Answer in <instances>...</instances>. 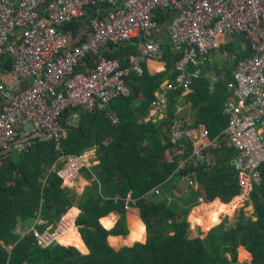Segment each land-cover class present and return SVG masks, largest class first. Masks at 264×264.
<instances>
[{
	"label": "trees",
	"instance_id": "16d2710c",
	"mask_svg": "<svg viewBox=\"0 0 264 264\" xmlns=\"http://www.w3.org/2000/svg\"><path fill=\"white\" fill-rule=\"evenodd\" d=\"M106 8L107 5L89 8L83 20L73 21L66 28L78 36L93 19L104 18ZM156 21L161 25L169 24L173 14L159 12ZM139 42L135 39L123 46L111 44L101 55L117 59L125 67L127 56L138 52ZM227 44L215 52L228 55L233 65L228 58L225 64L214 58V65L207 67V71L212 69L219 76L214 90L210 91L212 81L203 75L194 79L192 92L187 95L199 108L195 125L188 127L190 139L198 133V126L203 125L213 143L222 138L229 126L224 115L231 96L228 83L236 63L250 57L252 48L248 44L244 51L235 42ZM176 59L167 46L162 59L166 62L163 76L151 75L146 68L142 76L132 73L127 78L129 96L114 100L109 108L84 114L79 126L68 132L61 150L53 141H46L25 154L12 151L6 158L0 154V264H238L240 248L245 249L240 251L241 258L252 256L251 264H264V165L259 169L262 183L251 195L254 214L250 218L242 214L236 226L223 230L226 221L221 224V217L225 215V208L241 194L232 166L235 151L224 144L222 148L210 147L203 154L214 158L216 167L207 170L192 164L180 168V163L191 155L193 142L190 139L182 141L180 148L175 149L168 135L167 120L150 119V105L156 99L155 93L166 79L176 75L173 68ZM94 63V58L88 57L77 71H84ZM11 68L12 61L1 57L0 70ZM182 93L181 90L171 93L170 101ZM140 96H144V101L136 106L135 101ZM111 111L115 112L119 123L111 121L108 116ZM175 116V108L170 105L168 117ZM93 148L97 150L99 164L82 171L93 181L79 202L81 213L75 221L83 239L77 230L63 245L42 248L33 233L21 227L32 224L34 219L43 221L36 226L39 231L51 225L54 229L58 226L76 202L74 191L65 188L57 175L63 166L60 158L63 153L81 156ZM168 152L172 154L171 160ZM185 175H190L198 186L190 192L194 199H189V195L182 196L179 202H170L164 195L144 198L162 184L170 192L173 188L170 181L174 177L182 180ZM130 192L141 209L147 241L115 250L108 238L125 236L128 231L127 208L121 202L115 203L114 198L126 197ZM198 200L212 204H202L196 210L193 215L195 226L207 232L221 224L206 238L194 237L188 220L187 209ZM113 212L121 214V219L114 228L107 230L100 220ZM103 223L109 226L108 219ZM139 227L135 240L143 239L144 226ZM111 244L117 245L113 240ZM79 249L84 252L89 249V253L82 254Z\"/></svg>",
	"mask_w": 264,
	"mask_h": 264
},
{
	"label": "built area",
	"instance_id": "2783aa9c",
	"mask_svg": "<svg viewBox=\"0 0 264 264\" xmlns=\"http://www.w3.org/2000/svg\"><path fill=\"white\" fill-rule=\"evenodd\" d=\"M98 5H107L104 18L93 19L78 36L66 28ZM159 12L173 14L168 46L177 56L176 75L163 82L150 105V119L167 120L175 149L190 139V133L181 117H168L169 95L190 91L194 79L214 65V51L223 43L235 42L244 51L251 45L252 55L236 63L228 83L231 96L224 108L228 128L213 143L202 132L200 148H195L198 137L193 136L192 153L180 167L195 164L210 170L217 161L206 157L204 150L226 145L236 153L232 166L241 190L236 199L241 207L251 204L252 193L262 183L259 169L264 165V0H0V58L12 61L9 71L0 70V154L5 158L12 151L25 154L46 141L61 150L68 132L79 126L84 114L129 96L127 78L132 73L142 76L147 61L165 57L167 46L153 38L160 27ZM135 39L140 40L138 52L127 56L125 67L101 55L111 44L123 46ZM88 57L95 63L77 71ZM211 81L212 92L217 78ZM108 116L113 123L119 122L115 112ZM60 161L63 166L57 175L64 184H73L84 168L89 169L90 157L63 153ZM182 181L197 188L190 175ZM114 201L127 209L137 207L131 192ZM74 226L64 216L55 229L31 232L39 246L49 248Z\"/></svg>",
	"mask_w": 264,
	"mask_h": 264
},
{
	"label": "crops",
	"instance_id": "0c3cea01",
	"mask_svg": "<svg viewBox=\"0 0 264 264\" xmlns=\"http://www.w3.org/2000/svg\"><path fill=\"white\" fill-rule=\"evenodd\" d=\"M153 38L156 39L159 42L165 43V45L168 46V44L170 43V35H169V31H168V24H164V25L160 24V27L157 28L153 32ZM223 45H228V44L227 43H223L222 46H220V47H223ZM237 47L240 48L241 45L237 44ZM227 56L228 55H226L225 53H222L220 51H217V52L214 51V58H215V60L218 63L220 62L221 64H225V60L228 62V60H227L228 57ZM228 59H229L230 65H233L232 60L230 58H228ZM144 68H146V71L149 74H151V75L163 76L165 74V72H166V62L163 61L162 59L161 60H149V61H147L145 63ZM211 70L212 69H209L207 71V73H206V70H205L204 76L206 78H208L209 80H211V77H216L217 79H219V76L215 72H212ZM160 90H161V87L155 93V96H157L156 94H158ZM191 92H192V90L187 91V92H183L180 97L172 98V100L170 101V105L173 108H175V115L179 116L183 120H185L187 122V124H188V127H193L195 125L196 117H197V114H198V111H199V108L195 107L194 103L191 100H189V98H187V95L189 93H191ZM143 101H144V96H140L135 101V105L139 106L140 104H142ZM1 102L2 101L0 99V104H1ZM204 131L206 132L205 127L203 125L198 126V133L195 135V137H198L196 139V141H195V148H200L201 147L202 139H200L199 136H201L202 132H204ZM85 153L90 157V161H89L88 164H89V169L91 170V168H93V167H95V166H97L99 164V161L97 160V150H96V148H93V149H91V150H89V151H87ZM168 154H169L168 159L171 160L172 154L169 153V152H168ZM183 163H184V161H182L180 163L179 167L183 166L182 165ZM174 179H176V177H174L170 181L172 183L171 185L173 187L170 192H167L166 189H165L166 185L162 184V185H158L157 187L153 188L150 192H148L144 196V198H146V197L149 198L150 196H153V195H158V196H163L164 195V196H166V198L169 199L170 202H175V201L179 202L183 195L186 196V195L189 194V192H191L192 190H195V189L189 188L187 186V184L185 182H183L182 180H178V182L173 183ZM92 181H93V179H89L85 175V172H82L80 178L75 183H73V184H63V186L65 188L72 189L74 191V196L76 198L75 206L68 211V213L70 211L74 210V209H76L78 211L76 216L72 219L74 222L76 221L77 217L81 213V210L78 208L79 202H80L83 194L85 193L86 189L91 186ZM156 191H159V193L156 194L155 193ZM189 199H191V197ZM135 200H137V199H135ZM218 201H220V200H218ZM202 204L210 205L212 203H205L203 200L202 201L198 200V201H195L192 204H190L189 208L187 209L189 211L188 220H189V222L191 224V229H192V232L194 234L195 233L204 232L202 229L199 228V226H195V221H194V218H193V215H194L195 211L198 208H200L202 206ZM67 214L65 216H67ZM125 217H126V226H127V231H128L127 235H125V236H110L108 238L109 244L115 250H120L123 247H131V246H133L136 243H145L147 241L146 225H145L144 221L142 220L141 209L138 208V207L129 208L126 211ZM104 219H108L109 226H107V225H105L103 223ZM120 219H121V214H119L117 212H113V213L101 218L100 222L107 230H111L112 228H114L116 226V224L118 223V221ZM225 219H226L225 217H222L223 222L225 221ZM39 224H43V221L34 219L32 224H25L23 227H21V229H23L26 232L27 231L31 232V230L33 228H36V226L39 225ZM140 225L144 226L143 239H141V240H138V239L137 240H133L132 244H127L126 241L133 235L134 230L136 228L138 229ZM217 226H219V225H217ZM75 227L77 228L78 233L80 234L79 229L76 226V224H75ZM50 228H53V226L51 225L47 229H50ZM36 229H38V228H36ZM212 230L213 229H210L209 231H207V232H209L207 234V236L211 233ZM80 236L82 238L81 234H80ZM112 237L118 239V245L111 244V238ZM61 245H63V244L61 243ZM240 249H244V248H240ZM240 249H239V252H240ZM81 253L82 254H88L89 251L87 253H83V252H81Z\"/></svg>",
	"mask_w": 264,
	"mask_h": 264
},
{
	"label": "rangeland",
	"instance_id": "374dc122",
	"mask_svg": "<svg viewBox=\"0 0 264 264\" xmlns=\"http://www.w3.org/2000/svg\"><path fill=\"white\" fill-rule=\"evenodd\" d=\"M1 164V163H0ZM82 174V173H81ZM81 176V175H80ZM178 182V178L176 177V179H174L173 183H176ZM172 184V183H171ZM181 190V189H180ZM189 197H192L193 199L195 198L190 192H189ZM184 196V195H183ZM182 200V198L180 199ZM202 201V200H201ZM235 202V200H233L227 208H225V215H223L222 217H225V221H226V224L224 225L223 227V230H226L227 228L229 227H232V226H236L238 224V220L240 218V216L242 214H244L245 218H250L252 217V215L254 214V209H253V206L250 204V205H245L244 207H241V208H238L236 209V211H230L229 210V207L231 206V204H233ZM71 212V211H70ZM69 212V213H70ZM196 212V211H195ZM227 215V216H226ZM222 217H221V221H222ZM219 226H221V224H219ZM219 226H214L213 228L211 229H214L216 227H219ZM140 230V227L137 229L134 230V233L133 235L126 241L128 244H132L133 240L135 239V237L137 236L138 234V231ZM209 232H202V233H195L194 234V237H197V236H202L203 238L207 237V234ZM111 240L115 241V243H117L118 245V239L117 238H111ZM69 247V246H68ZM80 250V249H79ZM242 249H240L241 251ZM245 250V249H244ZM252 263V256L250 257H245V258H241L240 256V252L238 250V264H251Z\"/></svg>",
	"mask_w": 264,
	"mask_h": 264
},
{
	"label": "bare ground",
	"instance_id": "6f19581e",
	"mask_svg": "<svg viewBox=\"0 0 264 264\" xmlns=\"http://www.w3.org/2000/svg\"><path fill=\"white\" fill-rule=\"evenodd\" d=\"M238 208H241V205H240V201L238 199H235V202L233 204H231V206L229 207V210L230 211H236V209ZM78 213V211L76 209L72 210L70 213H68V215L66 216L67 219H70L72 220L76 214ZM76 231H77V228L74 226L72 227L69 231L65 232L60 238H59V242L63 243L67 240L70 239V237H73L75 234H76ZM138 237V234L137 236L135 237V239ZM134 239V240H135ZM87 247V246H86ZM81 252L83 253H87L89 251V249H87V251H83V250H80Z\"/></svg>",
	"mask_w": 264,
	"mask_h": 264
},
{
	"label": "water",
	"instance_id": "95a60500",
	"mask_svg": "<svg viewBox=\"0 0 264 264\" xmlns=\"http://www.w3.org/2000/svg\"><path fill=\"white\" fill-rule=\"evenodd\" d=\"M221 223H223V220H222ZM58 245H61V243H60V242H55V243L52 245V248H55V247H57Z\"/></svg>",
	"mask_w": 264,
	"mask_h": 264
}]
</instances>
